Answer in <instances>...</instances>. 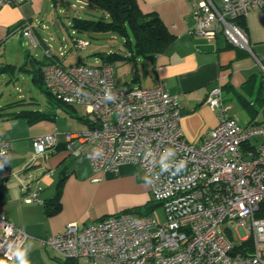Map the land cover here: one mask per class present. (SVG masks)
I'll use <instances>...</instances> for the list:
<instances>
[{"label": "built area", "instance_id": "obj_1", "mask_svg": "<svg viewBox=\"0 0 264 264\" xmlns=\"http://www.w3.org/2000/svg\"><path fill=\"white\" fill-rule=\"evenodd\" d=\"M21 1L0 0V10ZM77 4L79 10L87 6L82 1ZM260 9L264 0H199L193 4L192 33L208 40L222 35L232 47L249 54L264 76V65L253 55L247 34L238 24ZM18 34L33 48L42 49L48 59L40 69L46 92L66 106L83 109L88 130L65 135L71 156L85 158L94 175L115 174L124 165L139 169L150 197L163 210L161 223L151 215L119 213L83 228L69 224L44 242L60 261L264 264V122L242 125L231 107L224 105L218 84L205 102L218 113V124L199 143H189L179 126L178 98L165 84L118 88L113 63L65 65L67 49L60 48L53 57L26 20ZM70 37L76 52L89 46L74 31ZM56 137L34 139L28 164L46 158ZM8 154L9 144L0 140V164ZM13 176L21 201L41 205L40 189L30 191L18 175ZM233 230L239 241H232ZM26 238L0 213V259L13 262Z\"/></svg>", "mask_w": 264, "mask_h": 264}, {"label": "crops", "instance_id": "obj_2", "mask_svg": "<svg viewBox=\"0 0 264 264\" xmlns=\"http://www.w3.org/2000/svg\"><path fill=\"white\" fill-rule=\"evenodd\" d=\"M45 1L23 0L3 7L0 10V44L6 37L13 38L15 35L16 39L23 38L18 32L21 23L26 20L34 28V34L44 50L48 49V45L55 57L59 49L65 47L68 55L72 51L73 39L70 37L71 44L67 47L63 44L64 38L57 41L53 37L58 36L60 31L54 28L52 17V29L42 24L46 21L43 17ZM137 1L143 13H155L174 36L162 53L129 61L137 67H142L143 62L146 64L144 70L149 77L148 84L138 88L148 89L158 83L165 84L169 92L178 98L181 113L179 126L184 139L189 143H199L218 124V113L205 104L209 91L220 84L224 105L231 107L234 114L231 101L251 97L256 86L248 90L245 84L252 76L260 77L261 71L249 54L232 47L222 35L208 40L192 33L193 4L199 0ZM242 22L253 55L264 65V11H252ZM42 27H47V30ZM24 39L28 46L35 49L27 38ZM26 56L30 63L35 61L30 60V53ZM42 62H48V59L44 57ZM138 81L139 77H135L132 83ZM70 110L73 115L85 119L78 107L68 108L61 118L53 113H44L51 118L33 124L25 119L19 120L21 118L16 119L18 121L5 120L3 116L7 112H0V140L9 144L7 160L0 164V213L27 237L14 264H63L44 245L49 237L58 235L69 224L83 228L105 217L140 208L150 198L148 184L139 169L124 165L115 174L94 175L85 158L71 156L65 135L85 132L89 125L74 119L69 114ZM250 114L253 118L257 116V112ZM253 121L264 122V116L261 121L249 120L245 124ZM50 134L57 135L55 147L46 158L28 164L33 140ZM13 175H18L22 183L28 184L30 191L40 189L38 198L42 201L41 205L21 201L19 183ZM95 179L98 181L94 182ZM57 192L60 210L49 217L45 214L44 205L53 200Z\"/></svg>", "mask_w": 264, "mask_h": 264}, {"label": "rangeland", "instance_id": "obj_3", "mask_svg": "<svg viewBox=\"0 0 264 264\" xmlns=\"http://www.w3.org/2000/svg\"><path fill=\"white\" fill-rule=\"evenodd\" d=\"M75 1L76 0H46L43 4V17L46 18L47 22H42V24L52 29V25L50 24L52 17V21L55 24L54 28L60 31L58 36L53 35V37L57 41L58 38H64L65 41L63 44L67 47L71 44L70 36L72 29L70 28V24L72 18L78 17L84 19L88 17L86 14L87 11L79 10V6ZM72 6H75L76 9L72 8ZM259 11H264V9H260ZM16 37L17 36L13 38L6 37L4 42L0 44V71L3 69L6 70L0 72V112H7L3 117L8 121H18L13 115L26 111H38L43 114L53 113L61 118L68 108L65 106H63L64 108L55 106L52 100L48 101V97L44 91L41 90L39 84L32 82L31 75L28 72L20 70L24 67L28 69L37 67L31 59L36 62H42L44 60L43 50L40 48L32 49L31 46H28L24 38L16 39ZM83 39L89 42V46L84 52L72 50L63 60L65 65L95 66L102 63L101 59L96 56L97 54H102L103 56L115 54L125 59L117 60L113 63L115 82L118 88L134 89L138 88V86H146L148 84L149 77L144 70L146 69V64L143 62L142 67H140V65L137 67L134 64H130L129 55L123 47L121 38L117 35L97 34ZM26 53H30L31 63L27 61ZM256 68L258 72V67ZM135 77H139V81L133 84L132 82L135 80ZM262 86H264V83H262ZM257 91L256 87L254 94L246 98L248 102L253 104V110L251 111L248 110L238 98L231 101L234 108L233 113L242 125H245L249 120L261 121L262 116H264V103L257 100ZM259 98H264V88H261ZM80 109L81 112H83V109ZM251 112H257V116L255 118L251 117ZM19 120L24 121V119ZM16 123L19 124V122ZM25 125L27 126L26 121ZM32 156L33 152L30 158ZM149 205L153 206L150 214L152 218L158 223L163 222V210L151 197L142 207ZM232 234V241H239L240 236L238 232L233 230Z\"/></svg>", "mask_w": 264, "mask_h": 264}, {"label": "trees", "instance_id": "obj_4", "mask_svg": "<svg viewBox=\"0 0 264 264\" xmlns=\"http://www.w3.org/2000/svg\"><path fill=\"white\" fill-rule=\"evenodd\" d=\"M87 4V6L81 11H87V18L80 19L78 17L72 18L70 28L76 33L77 38L79 36L90 37L91 35L97 34H112L117 35L123 42V47L129 55V61H135L136 58H149L153 55L162 53L168 45L174 40V36L169 33L160 18L155 13H143L139 7L137 0H79ZM85 11V12H86ZM243 20H240L238 24L243 27ZM80 39H83L80 37ZM85 40V39H83ZM104 63H114L117 60H125L118 55L109 54L102 55L97 54ZM28 61V57L26 56ZM37 67L26 69L25 67L20 69L22 71L31 74L32 82L39 84L41 90L44 91L48 97V101L52 100L54 104L60 107H67L56 99H54L46 90L43 88L40 69L47 62H36L33 61ZM1 71H6L5 69ZM0 71V72H1ZM264 83V76L256 77L252 76L245 84V88L253 90L257 87V100L264 102V98H259L261 88ZM247 86V87H246ZM240 102L247 107L248 110H253V104L245 100ZM16 104V103H14ZM19 104V103H18ZM252 104V106H251ZM256 114V112H251ZM69 114L76 120H80L88 124L84 118L75 116L71 110ZM253 114V115H254ZM13 115V114H12ZM16 119H25L27 123L33 124L38 121L49 120L48 117L38 112H19L13 115ZM89 125V124H88ZM59 192L56 193L53 200L45 203L44 209L47 216H54L58 214L60 210ZM153 206H145L137 209H131L124 213H130L133 215H150ZM248 245V244H247ZM0 264H14L0 259ZM63 264H77L76 262L64 261Z\"/></svg>", "mask_w": 264, "mask_h": 264}]
</instances>
